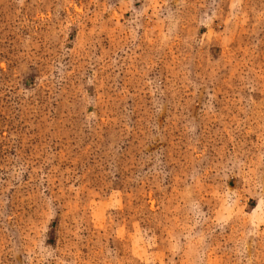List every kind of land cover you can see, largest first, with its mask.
I'll return each instance as SVG.
<instances>
[{"label":"rangeland","instance_id":"obj_1","mask_svg":"<svg viewBox=\"0 0 264 264\" xmlns=\"http://www.w3.org/2000/svg\"><path fill=\"white\" fill-rule=\"evenodd\" d=\"M0 264H264V0H0Z\"/></svg>","mask_w":264,"mask_h":264}]
</instances>
